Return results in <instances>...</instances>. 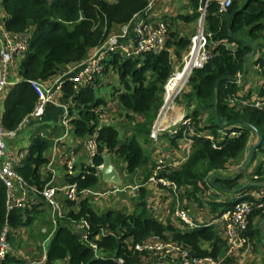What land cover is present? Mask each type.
Segmentation results:
<instances>
[{"label":"trees","instance_id":"obj_1","mask_svg":"<svg viewBox=\"0 0 264 264\" xmlns=\"http://www.w3.org/2000/svg\"><path fill=\"white\" fill-rule=\"evenodd\" d=\"M150 1L0 0L4 31L27 35L26 48L18 61L21 79L10 86L2 100V128L14 129L32 110L36 95L29 81L44 82L67 65L79 63L94 48L104 44L110 35L129 24L135 15L142 13ZM187 2L191 12L176 17L191 23L198 19L200 1ZM217 8L218 0L209 1L203 16L204 30L209 34L207 61L191 72L187 79L190 89L181 93L185 116L191 125L180 123L175 134L164 132L172 145H177L178 138L182 137L192 141L189 153L177 168L166 166L158 173L159 177L175 184L177 196L180 192L181 196L199 204L203 201L198 192L200 189L204 192L206 185L217 193L228 195L223 201L208 202L209 210L215 215L241 199L249 198L251 189L262 187L264 190V184L239 185V173L211 176L229 162L243 157L250 147V135L257 139L255 130L261 133L263 140L253 151L248 166L255 164L257 156L264 151V109L231 102L238 95L249 97L251 92H262L264 88V57L261 54L252 64L253 68L256 67L254 76L259 75L262 82L259 87H250L246 91L248 94L244 93L245 84L252 81L246 76L247 59L263 45L264 0H232L225 11L219 12ZM189 41V37L169 29L164 48L156 53L125 56L115 50L102 57L104 69L101 75L110 69L119 82L118 86H111L109 101L119 109L118 116L124 129L122 139H119L118 128L104 123L101 117L99 122V115L106 108L105 99L95 93L99 78H95L92 86H76L67 78L61 80L56 97L66 108L69 131L78 138L94 136L96 143L91 165L82 163L76 172H65L63 179L66 183L75 184L77 190L95 187L99 180L95 166L100 164L101 155L106 152L122 160L126 175H133L140 169L142 181L148 180L156 162L145 147L151 141L149 132L163 103L164 85L173 73L171 51L179 58ZM237 74L241 78L239 84L236 83ZM50 145L48 136L36 131L29 138L23 157L13 165L14 173L24 183L31 198L22 208H6L5 188L0 181V238L3 233L9 247L4 257L6 264L23 262L9 252L16 244L14 239L18 230L30 226L41 211L43 199L40 191L51 181V173L44 169L48 162L45 153ZM252 173L264 180V154ZM138 188L133 202L135 207L131 211L110 208L98 212L88 199H79L76 211L68 210L57 217L54 226L49 223L52 231L48 234L43 264L56 261L64 264H115L117 259H121L122 264H138L144 252H138L137 247L151 234L181 244L194 257H215L223 252L225 242L217 236L212 225L202 223L186 227L176 219L178 223L162 221L147 206L146 188ZM261 198L264 199V193ZM262 211L264 208L251 212L246 235H253L249 231L250 222L253 217L264 215ZM80 219L86 224L84 239L74 235L73 221ZM88 244H93L95 249Z\"/></svg>","mask_w":264,"mask_h":264},{"label":"built area","instance_id":"obj_2","mask_svg":"<svg viewBox=\"0 0 264 264\" xmlns=\"http://www.w3.org/2000/svg\"><path fill=\"white\" fill-rule=\"evenodd\" d=\"M199 5L197 7L199 11L198 24L196 31L193 35L189 37V45L187 46L184 54L181 57L180 66L175 70L164 85L163 93V104L161 105L155 122L153 123L151 130L149 132V137L153 140H156L157 137L166 132L169 134H175L177 132L178 124L182 123L186 126H190L191 122L186 118V114L181 115L178 123H173L170 129H165L162 126V122L158 123V119L163 114V107L166 105L164 100L165 94H167V85L179 71L184 74L185 81L177 88L176 92L172 94V103L182 88L183 84L187 81L189 75L194 69L202 67L208 58L207 45L209 43V34L204 30L203 16L205 9L212 0H199ZM232 0H218L219 12L225 11L231 4ZM151 8V2L148 4L146 9L137 14L135 18V23H133L131 32H132V46L129 49L123 47L118 38L125 36L128 30V26H122L118 31L120 33L110 35L105 43L101 46L94 48L91 53L79 63L73 64L74 66L65 72L61 78L55 79L50 84H45L42 81H29V85L36 95V101L32 110L26 114L17 126L11 130H5L2 128L0 123V181L3 183L5 188V205L6 208H22L28 201L26 187L21 179L14 173L13 165L17 163L23 156L22 153L18 155L17 160L13 155L7 150V144L5 142L6 138H10L14 135L15 131L22 124L27 122L31 118H39L42 113L44 106L47 103L53 102L54 96L59 93V88L61 80L67 78L71 80L76 86L88 85L92 86L95 78L103 73L104 66L102 65V57L107 54L109 51H119L125 56H135V54L152 52L156 53L164 48L167 29L163 23L152 24L147 19V13ZM3 28V27H2ZM4 30V29H3ZM7 37L2 40L0 37V101L2 94L7 85L6 72L8 67L13 63L14 59L21 55V53L26 48L27 35L25 33L20 34H11L4 31ZM76 68L75 71L73 69ZM68 76V77H65ZM240 74H237L236 83H240ZM261 92V91H260ZM258 95H250L249 97H241L238 95L233 98L231 102L240 103L242 105L248 104L254 109L263 108L264 109V88L263 91ZM170 105L165 110L164 115L170 109ZM103 113V112H102ZM66 108L63 105V114L60 118V124L65 131H68L70 128L65 120ZM102 117L99 115V118ZM100 122V120H99ZM232 135L234 133H231ZM186 138V137H185ZM211 139L210 136H208ZM188 139V138H187ZM85 146L87 154L89 156L88 165H91V157L95 151V139L94 136H87L85 139ZM166 163L162 160H158L155 168L151 172L148 180L154 182L155 184H160L164 188H168L175 195V207L173 210V216L178 221L182 222L186 227H194L195 222L189 216L187 209L181 205L180 200L177 196L176 186L173 182L168 180L165 177H159L158 173L161 172L165 167ZM64 167L66 173H71L72 171V162L70 159L64 160ZM100 164L95 166V174L99 175ZM111 187L104 190H92L90 188L76 189L75 184L65 183L63 185H54L52 181L46 183L40 191V196L47 206L51 209L52 212H58L59 203L63 200L66 201H76L82 198L90 199L91 197H105L107 195L117 194L118 192H126L127 190L134 191L138 193V187L135 185L125 184L123 186H114L110 184ZM14 188H18L21 191V196L16 197L14 195ZM33 191V188L30 189ZM60 196V200L58 197ZM261 198V197H260ZM261 201L248 199H241L236 202L232 208L222 210L219 214L214 215L208 220L209 225L219 227L223 232V240L225 242L224 252L221 255L212 257V256H201L194 257L190 252L183 247L181 244L171 242L169 240H164L159 238L155 234H151L145 240H143L140 245L137 247L138 252H144L155 257L154 262L141 261L139 259L138 264H162V261L166 259L174 258L177 264H221L223 260L231 255L233 252L247 248L249 241L244 235V231L248 225V216L254 209L264 208V199L261 198ZM62 214L57 213L53 215L50 219L52 226L55 224V219L61 217ZM74 230L82 233V238H85V229L86 224L83 219L78 221H73ZM3 233L0 238V264L4 263L5 253L9 249L8 244L3 239ZM93 250L95 249L93 244H88ZM142 253L141 256L144 254ZM33 264V263H29ZM115 264H122L121 259H117Z\"/></svg>","mask_w":264,"mask_h":264},{"label":"crops","instance_id":"obj_3","mask_svg":"<svg viewBox=\"0 0 264 264\" xmlns=\"http://www.w3.org/2000/svg\"><path fill=\"white\" fill-rule=\"evenodd\" d=\"M175 0H151V8L147 13V19L150 21V23L155 24V23H163L166 26L167 32L169 31V27L171 26V31H177L179 35L185 36L186 33L189 30H191L194 27V22H185L182 19L177 18L176 16L178 14H189L191 12L190 7L188 4L186 5V9H182L181 11H176L170 16H166L165 14L169 13V7L168 5L174 2ZM183 4L188 3L187 0H182ZM190 9V10H189ZM137 15L131 19L132 21L127 24L128 30L127 33L125 34L124 37L118 38L117 41L125 47L126 49L131 48L132 46V26L133 23H135V18ZM2 18H3V12L0 9V37L2 40H4L7 35L4 32L2 28ZM177 22V23H175ZM176 24H181L182 31H178ZM120 33L119 31H116L114 34ZM195 33L192 32L190 35H186L187 37H190ZM113 34V35H114ZM262 49L261 51H258L259 49ZM257 49V51H253L250 54L251 58V64L253 63V60L257 58L259 55H263L264 57V44ZM186 48L183 49L180 52L179 58L175 56V52L171 51L170 55V60H172V68L173 72L180 66L181 63V57L184 54ZM20 59V55L17 56L13 63L8 67L7 72H6V79H7V85L5 87V90L2 94L1 101H0V113H1V105H2V100L7 91L9 90L10 86L19 81L21 78L18 74V70L16 65L18 64V61ZM74 65H67L64 67L59 73H57L55 76L51 77L50 79L45 80L43 83L45 84H50L57 78H61V76L67 72L69 69H71ZM256 68V67H254ZM76 68L73 69L75 71ZM257 72L260 71V69L256 70ZM247 76V75H246ZM65 77H68L65 75ZM254 79L250 81L251 85L249 82L245 84L247 88H244V93L249 90L250 87H256L258 83L262 82V78L260 76H253ZM248 79L251 80L250 76H247ZM258 92V91H257ZM251 92L250 95L257 96L258 93ZM248 94V92L246 93ZM108 104V103H107ZM112 104V103H111ZM110 104V105H111ZM119 109L117 106L111 105L110 107H106L103 109L102 113V121H106L107 124H112L115 126L117 123L121 127V118L118 116ZM63 114V104L59 103L56 95L54 96L53 102L47 103L44 106L43 113L39 118H31L27 122L22 123L18 129L15 131L14 135L10 138H6L5 142L7 144V150L13 155L15 160H17L18 155L20 153L23 154L27 144L29 137L34 134L36 131L39 132V135L42 133V136L47 135L48 139L51 141V145L48 148V150L45 153V156L48 159L47 164L44 166V169L51 173V181L52 184L54 185H63L66 182L63 179V176L66 172L65 167H64V160L65 159H70L72 162V170L76 172L79 168V165L84 163L88 164L89 162V156L87 154L86 146H85V139L86 137L83 138H78L75 137L71 131H65L62 125L60 124V118ZM186 114V109L183 104V102H177L169 109L167 114L165 115V119L162 120V126L165 129H170L172 127L173 123H178L179 118L181 115ZM205 116V115H204ZM203 115L201 116V118ZM203 119V118H202ZM100 120V118H99ZM122 128V127H121ZM124 131V129H122ZM20 135V140L25 141L27 139V143L24 146H14V139ZM165 133H162L157 137L156 140L151 139L150 143L147 145L148 147V152L151 154L152 159L154 162L157 163L158 160H162L165 162L166 166L175 169L178 167V165L183 162V160L186 158V156L189 153V148L191 145V142L189 139L182 137L178 138L177 145H172L166 136H164ZM253 135H250V143L252 141ZM249 143V144H250ZM147 146L145 147L147 149ZM23 157V156H22ZM72 172V171H71ZM123 172L124 179L126 180L124 183L130 184V185H135L137 187L143 186L146 188V203L147 206L149 207V210L157 217L158 219H161L162 221L169 220L174 222V216L172 213L169 212V203L171 201V198L174 201V198L171 197L170 193L171 190L168 188H164L162 185L155 184L154 182H150L149 180L142 181L143 180V175H142V170L138 169L135 174L133 175H126ZM212 174V173H211ZM121 177V176H120ZM264 184V183H263ZM110 184H103L98 180V183L95 187L90 188L92 190H104L110 188ZM262 190V191H261ZM212 191V190H211ZM208 191V192H203L202 193V198L201 200L203 201L201 204L194 202L189 199H185L181 202L183 203V206L187 209V212L193 222H195V226H200L202 223H208V220L215 215V213L211 212L209 210V204L208 202L210 200L220 202L223 201L225 198L229 197L228 195L224 193H216L214 191ZM261 191V192H260ZM14 195L16 197L21 196V191L18 188H14ZM264 193L263 188L261 187L260 189H257V193L254 195V197H251L250 199L256 201H261L260 197H262ZM136 192L134 191H128L125 194L124 193H117L115 194L116 198L117 196L119 197H125L127 200L128 197L135 199ZM170 195V196H169ZM27 198L29 200L31 199L29 194H27ZM88 199L90 204L93 203L96 211L100 212L105 210L107 207L106 204L104 203V197H97ZM101 198L102 200H100ZM60 200V196L58 197ZM98 199V200H97ZM129 200V199H128ZM103 201V202H101ZM117 201V200H115ZM70 203H67L66 200H63L62 202L60 201L59 203V210L58 212H52L51 209L49 208V213L45 216V218L40 217L41 221L39 224L35 222V220L32 222V225L28 227H23L18 230V238H19V244L23 247L22 249L19 247L14 248L13 250H10V254L19 259L20 261H23L22 264H27V261L25 260L30 259L32 255H37L36 260L34 261L33 264H43V259H44V250H40V247H38V239L39 238H45L49 236L48 234L50 231H52L51 226L48 224L46 225V222L50 223V219L53 215L57 216V213L59 214H64L68 210H77V202L76 201H68ZM134 204V203H133ZM187 204V205H186ZM103 206L105 208L103 209ZM115 207L113 209H118L117 208L118 204H114ZM41 209H48L47 204L43 201V205L40 206ZM135 206L130 207L129 211L133 210ZM173 212V211H172ZM264 212V211H262ZM262 216V217H261ZM261 216H256L253 217L251 220V225L249 226V231L253 233L252 236L246 235V230L244 231V235L247 237L249 241V245L247 248H244L242 250H238L233 252L231 255L226 257L221 264H264V243H262V247L260 249H257L255 241H254V236L257 235V232L259 235L262 237V241L264 242V215ZM261 217V218H260ZM49 220V221H48ZM34 224L38 226V231L34 230ZM249 224V222H248ZM31 226L34 228H31ZM213 226V225H212ZM214 230L217 233V236L221 239H223V232L222 230L217 227L213 226ZM248 227V225H247ZM78 232V231H74ZM80 233V232H78ZM81 238H82V233H80ZM44 238V239H45ZM224 241V240H223ZM207 245V244H206ZM15 246V245H14ZM41 251V253H40ZM224 252V249H223ZM221 252V254L223 253ZM220 254V255H221ZM141 261H146V262H154L155 257L144 253L141 258ZM29 261V260H28ZM64 263V262H63ZM162 264H177L176 260L174 258H169L166 259L165 261L161 262ZM6 264V263H5ZM19 264V263H15ZM62 264V263H61Z\"/></svg>","mask_w":264,"mask_h":264},{"label":"rangeland","instance_id":"obj_4","mask_svg":"<svg viewBox=\"0 0 264 264\" xmlns=\"http://www.w3.org/2000/svg\"><path fill=\"white\" fill-rule=\"evenodd\" d=\"M188 3H184L183 4V2H182V0H175L174 2H172L171 4H169L168 5V7H169V13H167V14H165L166 16H170V15H172L173 13H175L176 11H181L182 9H186V5H187ZM190 10V9H189ZM175 23H177V22H175ZM197 24H198V20H196V22H194V27L191 29V30H189L188 32H184L183 31V33H186V35L188 36V35H190L192 32H194V31H196V28H197ZM176 26H177V29H178V31H182V28L180 27L181 26V24H176ZM171 28V26L169 27V29ZM171 30V29H170ZM185 35V36H186ZM262 42V44H264V39L261 41ZM250 57V56H249ZM248 57V58H249ZM251 62V58H249V59H247V63H248V65H247V76H250V78H251V80H253L254 78H253V76H254V74H255V71H254V68H253V64H251L250 63ZM16 67H17V70H18V64L16 65ZM175 72V71H174ZM174 72L172 73V74H174ZM171 74V75H172ZM255 76H259V75H255ZM116 85L118 86L119 85V82L117 81V79H116V75L110 70V69H108L107 70V73L106 74H103V75H101L100 77H99V79H98V82H97V84L95 85V93H96V96H102L104 99H105V101H106V107L108 108V107H110L112 104H114L113 102H110L109 101V98H110V88H111V86H114V87H116ZM260 85H259V83H258V85H256V87H259ZM190 89L189 88V86H188V80L183 84V86H182V88L180 89V91H179V93L177 94V96L175 97V99H174V101H173V103H171L170 104V107H172L173 105H174V102H175V104H177V102H184L183 100H182V97H181V93L184 91V90H187V89ZM255 95V94H254ZM108 103V104H107ZM112 103V104H111ZM111 104V105H110ZM163 104V103H162ZM169 111V110H168ZM167 111V112H168ZM167 114V113H166ZM205 114H203V117L202 118H204L205 116H204ZM104 123H106L107 124V122L106 121H104ZM115 127L116 128H118V130H119V139H122L123 137H124V131L122 130V128L119 126V124L117 123L116 125H115ZM20 135H21V133H19V135L14 139V141H13V143H14V146H24L26 143H27V139L25 140V141H21L20 140ZM30 138V137H29ZM26 142V143H25ZM28 142H29V140H28ZM257 142V139H255V138H252V141H251V143L249 144V146H251V145H253V144H255ZM148 147L149 146H147V149L145 148V150H148ZM264 149V148H263ZM246 153L247 152H245V154L243 155V157L241 158V159H239V161H231V162H229L224 168H222L221 170H219V171H216V172H213L212 174H211V176H221V177H225V176H232V175H234V174H236V173H239L240 174V179H239V181H238V183H239V185H241V184H243V185H260V184H263L264 183V180H259V178H258V175L257 174H254V173H252V171L254 170V168H255V166L256 165H258L259 163H260V160H261V158H262V154H264V151H263V153L261 152L258 156H257V158H256V160H255V164H252L250 167L249 166H247V167H243V161H244V158H245V156H246ZM112 163L114 164V166L117 168V170L119 171V175L121 176V178L123 179V181H126L125 179H124V176H123V163H122V160L119 158V157H115V156H112ZM249 167V168H248ZM245 168V169H244ZM246 168H248V169H246ZM262 178H264V176L262 177ZM242 185V186H243ZM214 191V192H216L210 185H206V187H205V189H204V191L205 192H208V191ZM129 190H127L126 192H128ZM211 191V192H212ZM126 192H119V193H126ZM203 193V191H202V189H200L199 190V192H198V196L200 197V195ZM217 193V192H216ZM257 193V190L256 189H251L250 191H248V194L251 196V197H254V195ZM116 194V193H115ZM115 194H113V195H107V196H105L104 197V203H102L103 205L104 204H106L107 206V208L106 209H110V208H113V207H115L114 206V204H118V206H117V208L118 207H120V208H126L127 209V211H129V209H130V207H133V206H135L134 204H133V202H134V200H133V198H130V197H128V199L126 200L125 199V197L123 196V197H119V196H117L116 198H114L115 197ZM170 195H171V197H173L174 198V201H173V199L171 198V201H170V203H169V212L170 213H172V211L174 210V207H175V204H176V202H175V199H176V197H175V195L171 192L170 193ZM169 195V196H170ZM231 195H232V193H231ZM90 199H92V198H90ZM100 200H102L101 198H99ZM178 199L180 200V202H181V200L183 201L184 200V202L186 201L185 199H187L185 196L183 197V196H181V194H180V192H179V195H178ZM246 199H248V198H246ZM98 200V199H97ZM115 200H117V201H115ZM204 201V200H203ZM101 202H103V201H101ZM181 205H183V203L181 202ZM187 205V204H186ZM91 206L92 207H94V205H93V203L91 204ZM48 207V206H47ZM184 207V206H183ZM105 208V206H103V209ZM185 208V207H184ZM230 208H232V207H230ZM105 209V210H106ZM186 209V208H185ZM49 213V207H48V209L46 208V209H41V211L39 212V214L37 215V218H36V220H35V222L37 223V224H39L40 223V221H41V218L40 217H43V218H45V216L47 215ZM251 214V213H250ZM249 214V215H250ZM249 217V216H248ZM262 217V216H261ZM260 217V218H261ZM175 219V218H174ZM177 220V219H176ZM174 221V222H176V223H178L177 221ZM49 221V220H48ZM248 221V220H247ZM249 222V221H248ZM46 225H48L49 224V222H46L45 223ZM32 225V224H31ZM50 225V224H49ZM34 226V228L31 226V228H33L34 230H36V231H38V226H36V224H34L33 225ZM28 227V226H27ZM18 236V235H17ZM16 236V238L14 239V241H15V246H14V248H17L18 247V249H19V247L22 249L23 247L19 244V238ZM15 237V236H14ZM49 237H50V235L49 236H47L46 238H45V236H44V238H39L38 239V247H40V250H44L45 248H46V246H47V244H48V239H49ZM13 241V242H14ZM254 241H255V244H256V247H257V249H260L261 247H262V243H264L263 241H262V237H261V235H259L258 234V232H257V235H255L254 236ZM12 250H13V248H12ZM14 251V250H13ZM15 252V251H14ZM40 253H41V251H40ZM36 257H37V255H32L31 257H30V259H28V260H25V262L27 261V264H29V263H34V261L36 260ZM64 264L62 261H56V262H54L53 264ZM19 264H22V263H19Z\"/></svg>","mask_w":264,"mask_h":264},{"label":"water","instance_id":"obj_5","mask_svg":"<svg viewBox=\"0 0 264 264\" xmlns=\"http://www.w3.org/2000/svg\"><path fill=\"white\" fill-rule=\"evenodd\" d=\"M219 123H221V121H219ZM254 133L257 137V142L249 147L246 153V156L244 158V161H243V167H247L250 164L251 155L253 151H255L260 146L263 140L260 132L255 130ZM111 159H112V156L109 152H106L103 155H101L98 179L103 184H112L116 187L123 186L126 183H124L125 181H123V179L120 177L119 171L114 166ZM74 235L77 238L81 237L80 233L78 232H75ZM93 258H95L94 255H93Z\"/></svg>","mask_w":264,"mask_h":264},{"label":"bare ground","instance_id":"obj_6","mask_svg":"<svg viewBox=\"0 0 264 264\" xmlns=\"http://www.w3.org/2000/svg\"><path fill=\"white\" fill-rule=\"evenodd\" d=\"M185 81L184 74L181 72H177L173 79L167 85V94H165L164 100L166 101V105L163 107V114L158 119V123H161L162 120L165 119V110L168 108V105L172 103V94L176 92L177 88Z\"/></svg>","mask_w":264,"mask_h":264}]
</instances>
